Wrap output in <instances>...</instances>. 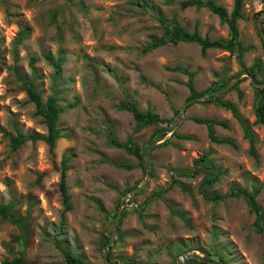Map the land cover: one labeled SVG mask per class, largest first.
I'll use <instances>...</instances> for the list:
<instances>
[{
	"label": "rangeland",
	"instance_id": "1",
	"mask_svg": "<svg viewBox=\"0 0 264 264\" xmlns=\"http://www.w3.org/2000/svg\"><path fill=\"white\" fill-rule=\"evenodd\" d=\"M182 1L0 0V203L20 220L0 215V264L15 256L23 264H67L63 251L86 264H106L102 252L121 203L107 251L112 261L175 264L189 252L223 264H264V124L255 115L257 105L264 107V90L243 74L212 100L198 95L178 123L175 118L189 99L188 72L194 89L204 93L243 71L264 79L258 26L260 21L263 29L264 13L258 12L264 10L243 0L236 22L246 48L241 57L214 47L203 55L197 42L183 40L143 51L167 27L180 37L162 17L174 18L187 32L231 41L216 14L197 5L183 8ZM213 1L227 15L232 11L234 0ZM54 63L60 64L58 74ZM29 82L43 101L56 95L61 108L52 149L38 139L11 145L10 136L47 132L26 93ZM223 101L237 104L255 158ZM128 102L169 121L139 126L130 111L118 108ZM192 117L226 121L227 128H212L228 142L210 141L205 125ZM112 137L131 151L112 144ZM157 137L147 182L123 202V194L146 177L145 149ZM62 157L69 210L59 188ZM189 172L194 175L182 174ZM237 189H257V212L247 197L230 194Z\"/></svg>",
	"mask_w": 264,
	"mask_h": 264
},
{
	"label": "trees",
	"instance_id": "2",
	"mask_svg": "<svg viewBox=\"0 0 264 264\" xmlns=\"http://www.w3.org/2000/svg\"><path fill=\"white\" fill-rule=\"evenodd\" d=\"M242 3L243 0H234V5L232 8V11L230 12L229 15H227L225 8L222 5L216 4L215 1L213 0H207L205 2H201L198 0H184L181 2V6L183 8L187 7V6H193V5H197V6H202V7H206L209 10H211L214 14H216L219 17L220 22L222 23H226L228 25L229 28V33H230V37H231V41L229 43L220 41V40H211L209 39L207 36L202 37L199 32L194 29L192 32H187L185 30H183L176 22V20L174 18H165L162 17L160 18V20L162 22H165L167 24L165 25H169V26H174L178 31H180V37L177 39L175 37H173L172 35H170V28L167 27L165 30V33L163 36H161L158 39L152 40L148 45H146V47H144L143 51H148L149 49L152 48H156L158 46H161L167 42H171V43H176L178 40H183V41H195L200 45V51L201 53L204 55L207 48L210 47H214V48H220L223 50H227L230 53H235L236 55L241 57L242 56V52L246 50V48L242 45V42L239 39L238 36V30H237V25L236 22L237 20L241 17V8H242ZM258 14H260V11L258 12ZM264 20V17L262 18ZM264 29V26H263ZM264 46V44H263ZM47 58H50L49 56ZM31 62L34 61V58L32 57L30 59ZM59 63H54V69H55V73L58 74L59 72ZM193 74L188 72V80H187V87L189 89V96L188 98H192L195 96H198L200 94H203V92H197L194 89L193 86ZM228 82V81H227ZM225 82V83H227ZM224 85V84H223ZM221 85V86H223ZM262 90H264V87L260 88ZM26 93L30 99L31 102H33L34 107H35V113L39 116H41L43 118L44 124L46 126L47 132L45 135H38V134H34V135H18V136H10V141H11V145L12 147H16L19 144L24 143L27 139H31V140H43L48 146L49 149H52L55 145L56 140L59 137V130L57 128V120H58V116L61 113V108L57 105V97L56 95H50L45 101L42 100L41 95L39 94V92L36 90L34 84L32 82H29V84L26 85L25 87ZM210 89H208L207 91H209ZM205 100H212V97L205 99ZM221 105L229 110L232 115L241 123L243 130L245 131L244 136L246 138H248L249 140V152L250 154L255 158L256 157V153L254 150V146H253V138L252 136L249 134V129L248 127L243 123L239 111H238V107L235 103H232L230 101H223L221 102ZM118 108L121 110H127L130 111V113L132 114L134 120L137 122V124L140 125H147V124H151V123H160V124H167L168 123V119L165 118H160L157 114L153 113L150 110H147L145 112L140 111L135 103L132 102H128L126 104H119ZM255 115L257 120L260 123L264 124V107L263 105H257L256 110H255ZM192 120L196 123H200V124H204L207 127V136L208 138L216 143H227V139L225 138H219L217 136H215L213 130H212V126L217 124L220 125L222 127H227L228 124L226 121H219L213 118H198V117H192ZM164 127V126H162ZM171 130V129H170ZM165 135V133H164ZM248 136V137H247ZM180 138H185L187 139V136H180ZM112 144H114L117 147H123L128 151H131L130 147L127 146L125 143H120L118 142L116 139H114L112 137L111 139ZM67 167H66V159L65 157H62L61 160V166H60V181H59V188L61 191V195H62V201L64 203L65 209L69 210L71 205L69 203V193L67 192V187L65 185V173H66ZM183 175L186 176H192L194 175V172H189V173H182ZM236 193H241L243 196L248 198L249 203L251 204L252 209L257 212L258 208L255 202V196L257 195V189H255L252 193H247L245 191H243L242 189H237L236 192L231 191L230 194H236ZM218 198V197H216ZM0 215L4 218H8L10 221L17 223L19 222V218L16 216V214L11 210L9 205H5L0 203ZM23 245V242L21 243ZM63 258L65 260V262L67 264H86L85 261L79 257L76 256L75 254L69 252V251H63L62 252ZM207 259V258H205ZM197 260V259H193V260H189L192 263L195 264H210L209 262H207L206 260ZM210 260V259H208ZM214 260V259H212ZM214 261H218L220 263L223 264L222 261L218 260H214ZM24 263V259L22 256H15L11 259H5L3 260L2 264H23Z\"/></svg>",
	"mask_w": 264,
	"mask_h": 264
},
{
	"label": "water",
	"instance_id": "3",
	"mask_svg": "<svg viewBox=\"0 0 264 264\" xmlns=\"http://www.w3.org/2000/svg\"><path fill=\"white\" fill-rule=\"evenodd\" d=\"M264 11H262L261 14H263ZM260 20V19H259ZM260 21H258V26H259V30H260V35H261V39L263 40L264 42V31L263 29L260 27ZM246 73V72H245ZM241 74H239L237 77H235L231 82H229L227 85H225L224 87H221L220 89H216L214 91H210V92H207L204 94V97H211V96H214V95H217V94H220V93H223L225 91H227L230 87H232L237 81L238 79L240 78ZM252 83L253 85H256V86H264V81H255L254 79H252ZM199 99V97H193L191 99H188L187 101L184 102V104L182 105L181 109L179 110L177 116L175 117L176 118V123H178L182 117H183V114L185 112V109L186 107L197 101ZM158 141V138L155 139L154 141H152L146 148L145 150V153H146V158H147V172H146V177L143 179L142 181V184L137 186L136 188H134L132 191H130L129 193H126L124 194V197L123 199H128V197H130L131 195H133L135 192H137L138 190H140V188L146 183L148 177L150 176L151 174V169H152V159H151V149L153 147L154 144H156ZM121 214V210H120V206L118 207V210L116 212V215L113 219V222H112V230H111V235L109 237V240L107 241L106 245H105V248L102 252V256H103V259L105 261L106 264H122V263H118V262H113L109 259L108 255H107V250L108 248L110 247L112 241L114 240V237H115V234H116V231H117V224H118V218ZM190 258H194V255L193 254H190V253H184L182 255H180L175 264H182V262L186 259H190ZM212 262V261H210ZM213 263H216L218 264L217 262H213Z\"/></svg>",
	"mask_w": 264,
	"mask_h": 264
},
{
	"label": "clouds",
	"instance_id": "4",
	"mask_svg": "<svg viewBox=\"0 0 264 264\" xmlns=\"http://www.w3.org/2000/svg\"><path fill=\"white\" fill-rule=\"evenodd\" d=\"M255 1V0H254ZM260 2V4L262 5V7L261 8H259V6H258V9H260V10H264V1L263 0H260L259 1ZM255 5H256V2H255ZM260 13H262V11H260ZM264 31V30H263ZM259 33H260V30H259ZM261 36V35H260ZM263 41V40H262ZM208 49V48H207ZM220 49V48H219ZM225 51V50H224ZM227 51V50H226ZM246 51V50H245ZM246 72V73H245ZM239 74H241V76H240V78L239 79H241L242 78V75L243 74H245L246 76H249L250 77V80H251V83H252V79H254L255 81H264V79H259V78H256V77H253V75L250 73V72H248V71H243L242 73H239ZM238 74V75H239ZM237 75V76H238ZM236 76V77H237ZM234 79V78H233ZM233 79H231L230 81H228L227 83H225L223 86H220L219 88H217V89H220L221 87H224L225 85H227L229 82H231ZM239 79H238V81L236 82V83H238L239 82ZM235 83V84H236ZM234 84V85H235ZM233 85V86H234ZM233 86L232 87H230L229 89H231V88H233ZM252 86H254V87H258V88H262V87H264V86H256V85H253V83H252ZM228 89V90H229ZM214 90H216V89H212V90H209V91H206L205 93H207V92H210V91H214ZM227 90V91H228ZM226 92V91H225ZM205 93H203V97H204V94ZM224 93V92H223ZM220 94H222V93H220ZM215 96V95H214ZM214 96H211L212 98L214 97ZM195 97H198V96H195ZM193 98V97H192ZM206 98H210V97H206ZM189 99H191V98H189ZM205 100V99H204ZM196 102V101H195ZM232 103H234V102H232ZM236 104V103H235ZM190 105V104H189ZM237 105V104H236ZM188 107V106H187ZM186 107V108H187ZM223 107V106H222ZM224 108V107H223ZM186 110V109H185ZM227 110V109H226ZM229 111V110H228ZM129 112V111H128ZM179 112V111H178ZM178 112H177V114H178ZM232 114V113H231ZM132 115V114H131ZM198 118H201V117H198ZM214 119V118H213ZM190 120H192V119H190ZM193 121V120H192ZM198 124H200V123H198ZM263 124V123H262ZM204 125V124H203ZM215 125H217V124H215ZM214 126V125H213ZM212 126V127H213ZM220 126V125H219ZM205 127H206V125H205ZM223 128H227V127H223ZM212 130H213V128H212ZM206 131H207V127H206ZM206 135H207V132H206ZM216 136V135H215ZM208 137V136H207ZM158 138V141L160 140V138L159 137H157ZM156 138V139H157ZM219 138H221V137H219ZM155 140V139H154ZM153 140V141H154ZM210 140V139H209ZM157 141V142H158ZM211 141V140H210ZM152 142V141H151ZM150 142V143H151ZM213 142V141H212ZM149 143V144H150ZM214 143H216V142H214ZM155 145V144H154ZM153 145V146H154ZM147 148V147H146ZM152 149H153V147H152ZM152 149H151V152H152ZM146 150V149H145ZM145 157H146V153H145ZM151 159H152V155H151ZM146 172H147V158H146ZM151 172H152V169H151ZM143 181V180H142ZM147 182V181H146ZM139 186V185H138ZM136 188V187H135ZM134 189V188H133ZM132 189V190H133ZM131 190V191H132ZM130 192V191H129ZM129 192H126V193H129ZM138 192V191H137ZM126 193H124V194H126ZM136 193V192H135ZM134 193V194H135ZM124 194H123V197H124ZM128 199H129V197H128ZM128 199H122V201L123 200H128ZM121 201V202H122ZM124 202V201H123ZM122 204V203H121ZM121 204H119L118 206H117V210H118V207L120 206V210H121V208H122V205ZM117 210H116V212H117ZM121 214H122V212H121ZM120 214V216H119V218H118V224H117V231H118V225H119V223H120V217L122 216ZM115 215H116V213L115 214H113V219H114V217H115ZM113 219H112V222H113ZM112 222H111V230H112ZM117 231H116V234H117ZM115 234V235H116ZM110 235H111V233H110ZM110 237V236H109ZM109 237H108V239H107V241L109 240ZM115 238V237H114ZM113 242V241H112ZM107 243V242H106ZM106 243H105V245H106ZM104 250V249H103ZM108 251V250H107ZM186 253H189V252H186ZM190 254H192V253H190ZM182 255V254H181ZM194 255V258H190V259H186V260H184L182 263H184L185 261H189V260H195V259H197V260H204V258H201V257H198V256H196L195 254H193ZM180 256V255H179ZM109 257V256H108ZM109 259H110V257H109ZM111 260V259H110ZM207 262H209V263H212V264H216V263H213V262H217L218 264H222V263H220V262H218V261H214V260H208V259H205ZM112 261V260H111ZM210 261H212V262H210ZM113 262H117V261H113ZM118 263H120V262H118ZM122 264H126V263H122ZM145 264V263H144Z\"/></svg>",
	"mask_w": 264,
	"mask_h": 264
},
{
	"label": "built area",
	"instance_id": "5",
	"mask_svg": "<svg viewBox=\"0 0 264 264\" xmlns=\"http://www.w3.org/2000/svg\"><path fill=\"white\" fill-rule=\"evenodd\" d=\"M260 0H255V2H256V5H258L259 6V8H261L262 7V5L260 4V2H259Z\"/></svg>",
	"mask_w": 264,
	"mask_h": 264
}]
</instances>
